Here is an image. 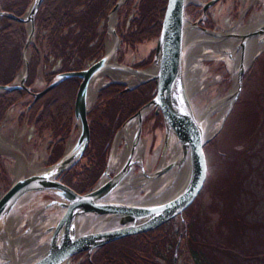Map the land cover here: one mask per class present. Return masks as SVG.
<instances>
[{"label":"trees","instance_id":"16d2710c","mask_svg":"<svg viewBox=\"0 0 264 264\" xmlns=\"http://www.w3.org/2000/svg\"><path fill=\"white\" fill-rule=\"evenodd\" d=\"M32 1L1 0L0 11L21 18ZM118 1L43 0L35 19V46L31 48L26 87L33 93L40 91L33 88L40 68L47 87L57 76L80 72L99 61L105 49L106 21ZM166 2L167 0H127L120 9L117 26L123 48L120 52V63L125 57V51L132 50L133 54H137L140 47L157 39ZM195 12L196 10L192 9L186 10L188 16L195 15ZM204 25L208 29L213 27L209 22ZM25 40L24 24L7 17L0 19L1 87L10 86L20 73L23 67L22 52ZM153 55L154 50L148 54L144 62L130 66L134 69H145L152 63ZM259 59L254 67L256 63H259ZM253 70L245 76L237 105L221 132L204 148L208 167L204 190L211 192L212 200H215L216 195L219 197L218 200L222 199V204H234L223 207L222 217L227 218L228 212L233 214V220L228 219L229 217L227 219L231 226H233L232 223L235 225L239 236L244 235L246 230L259 229L260 224L246 222L250 209L243 207H246L249 201L250 203L259 201L251 190L253 186L259 189L264 187V91L258 90L260 84L255 83L254 78L257 74ZM250 76L253 77L249 82ZM245 83L251 87L245 90ZM79 85L80 80L77 78L65 80L30 108L29 105L32 104L33 99L27 92H2L0 93V123L11 108L22 106L25 111L18 117V123L25 122L28 126L33 125L35 131L41 136L40 140H44L48 135L49 148H52L49 154V165H52L62 157L64 144L72 131L74 102ZM124 90V87L115 84L107 85L98 93L96 102L87 116L90 130L88 148L82 159L61 179L65 186L79 195L89 192L102 177L111 145L119 129L156 94L154 82L142 85L131 92ZM246 91L250 97L255 93L257 99L253 101V108H251L252 104L246 106L247 100L251 103L250 99L243 98ZM240 104L249 108L252 114L254 112L256 118L250 115L249 123L241 132H238L233 124L241 125L234 122ZM156 119L162 122L161 117ZM44 134L46 136H43ZM3 167L0 159V177L3 174ZM217 182L222 183V186H217ZM217 190L221 192L220 195ZM198 200L183 214L179 233L175 234L176 242L180 239L185 241L186 253L191 264H219L217 255L221 253L229 260L225 264H240L239 254L235 255L232 252V249L239 246V242L232 237H228L226 242L233 243L235 248L227 250L218 249L204 242L206 240H200L203 238V231L198 226V219L194 213ZM214 204H211V211H214ZM235 204H238L240 211L237 213L240 214L233 212L236 208ZM201 222L204 226L207 225L206 215ZM224 222L221 219L220 224ZM150 234L112 243L96 251L90 261L85 254L72 260L84 258L78 264H133L138 258V253H147L145 249L138 248L135 242L144 240ZM257 241H259L258 246L264 245V239L258 238L249 248L253 249L257 246ZM213 249L216 251H211ZM251 255L245 253L241 262L252 264V260H259L258 257L254 258Z\"/></svg>","mask_w":264,"mask_h":264},{"label":"water","instance_id":"95a60500","mask_svg":"<svg viewBox=\"0 0 264 264\" xmlns=\"http://www.w3.org/2000/svg\"><path fill=\"white\" fill-rule=\"evenodd\" d=\"M42 1L34 0L27 14L21 19L0 14V17L12 18L27 27V38L22 52L21 76L10 86H0V93L30 92L29 89L25 88V83L28 77L30 46L34 44V19ZM125 1L120 0L108 17L107 36L116 39L118 43L119 39L115 30H110V18L116 15ZM187 1L167 0L152 66L149 69L140 71L123 65H115L112 68L114 71L107 70L109 68H106V60L108 59L105 50V56L88 69L78 73L59 75L44 91L32 95L37 101L65 80L71 78L81 80L74 104V121L78 124L79 131L72 149L66 152L55 165L36 173L22 174L16 177L11 187L0 198V264H67L71 258L82 253H86L90 261L96 250L125 238L153 232L177 219L198 197L204 185L207 171L203 148L220 132L240 95L243 77L258 56H255L248 66L243 65L248 43L256 38L264 37V24L242 34H217L200 28L198 23L205 18L206 11L220 0H211L202 6V18L194 24L185 15ZM187 25L191 27L192 34L197 30L202 36L214 38L208 43H221L228 38H235L239 43L235 48H228L230 50L226 54L227 60L235 61V64L237 62L233 88L225 98L215 101L202 113L201 118L207 117L208 122H212V115L217 113L219 108L226 107L219 128L208 138L205 135V127L202 125L204 122H199L200 118L192 107L186 84L185 66L190 53L189 48L184 47L186 43H191L194 45L193 47L199 43L195 39L193 40V37L189 41ZM201 39L200 42H207L205 41L206 38ZM192 49L190 50L192 51ZM116 50L113 56H115ZM225 63L223 61L224 66ZM106 71L125 73L134 79V85L132 83L128 85L109 78L111 83L124 86L125 92L154 82L156 95L153 100L128 119L117 132L110 149L106 171L97 185L90 192L78 195L64 186L59 177L82 158L88 147L90 139L87 121L88 91L96 75H108ZM103 72L105 73L101 74ZM152 113L156 116L160 115L162 119L165 137L163 150L166 152L170 149L171 143L177 145L179 150L168 164L163 165L155 174L149 176L144 172L142 164L141 155L143 151L141 154L138 153V148L142 142L143 123ZM130 127L135 130L131 153L119 171H115L111 176L110 167L113 161L116 139L121 132L128 131ZM126 146L127 141L125 140L124 148ZM178 156L179 163L177 162L179 161V159L177 160ZM186 159L188 164L183 181L177 183L174 180V183H171L172 189L167 190L165 196L163 195L164 197H161L159 201L148 200L142 204H128L124 201L112 200L118 196L120 191L127 188L132 189L130 187L132 183L129 181L135 168H139L143 178L148 176L153 178L152 181H158L170 171H173L174 175H178L186 165ZM141 186L144 187L145 184L142 183ZM33 195L45 196L47 208H56L61 211V216L39 234L47 237L48 243H46L45 249L38 252L34 251L29 258L22 260V256H18L16 249L19 243L16 244L17 242L11 241L8 230L14 210L21 202ZM30 232H32L31 227L23 235Z\"/></svg>","mask_w":264,"mask_h":264},{"label":"rangeland","instance_id":"374dc122","mask_svg":"<svg viewBox=\"0 0 264 264\" xmlns=\"http://www.w3.org/2000/svg\"><path fill=\"white\" fill-rule=\"evenodd\" d=\"M207 1L208 0H189L187 1V6L190 9L195 10L196 7L200 8L205 5ZM237 5L238 6L236 7V4L233 2V0H226L224 3H219L217 7L211 8L209 10V21L213 22L215 26V28L212 29L213 32L223 35L242 34L252 24L253 19H258L259 16H263L261 23L264 22V0H239V4ZM247 9L248 13L245 14L244 12ZM189 21L191 20L189 19ZM117 22L115 24H117ZM201 35L195 33L192 34L193 40L195 39L199 43H197L190 52L189 62L190 60H192V62H196L197 68L196 71L191 72V74L189 72V75L187 77V86L191 98V104L196 113L200 111L203 112L215 101L225 98L233 88L235 74L231 69L232 62H230V67H228L227 65L229 60H227L228 58L226 54L229 53L230 49L228 48H235L239 44L237 39L235 38H228L221 43H206L203 41L200 42V40H202ZM109 40L112 41V38L110 37ZM254 40L263 41L264 37L256 38ZM155 47L156 40L146 44L145 46H143V48H139L137 54H133L132 50H127L125 51V57L123 58L121 64H127L126 66H128L138 62L142 63L147 58L148 54L155 49ZM104 50L107 51V48H105ZM122 50V45L116 50V54L114 56L115 65L120 62V52H122ZM208 51L212 54L211 56L205 57V53ZM226 51L228 52L226 53ZM263 55L264 52L259 57V63H256V67H254L255 65H252L253 67L246 73L247 75L252 69H254L253 72H256L257 74L254 78L255 83L260 84V86L258 87L259 91H264ZM223 61L226 62L225 66L223 65ZM257 64L259 65L257 66ZM151 66L152 64H150L147 68L141 70H147ZM112 75H116V77H118V74L99 76L95 83L92 84V90H95L97 94L108 84V82H110L109 78L115 79L114 77H112ZM252 77L253 76L248 77L249 82ZM122 79L124 81L122 83L129 85L131 82V77H123ZM254 79L252 80L254 81ZM249 82L247 83L250 84ZM34 86H36L38 90H41L44 87L43 78L39 74L36 77ZM250 87L251 86L246 84L245 90ZM248 95V91H246L243 96V98L245 97L246 99L251 100V103L249 100L246 101V106L248 107L252 104L251 108H253V101H255L257 98H255V93L252 97ZM93 104L94 102L90 104V109L92 108ZM240 105L237 108L234 122H238L243 126L233 124L234 129L238 132H241L244 129V126L249 123V120L251 119L250 115H253L254 117L256 115L254 112L252 114V112L249 111V108H247L246 106L242 104ZM19 116L20 110L18 107L5 115L4 119L0 123V137L7 143H14L19 148L20 154L25 157L27 172L24 174L35 173L37 171L48 168L49 154L50 150H52L47 147V143L49 141L48 135L46 136V134H44L43 136H46V138L44 140H40L41 136L35 131L33 125L28 126L25 123L18 124ZM218 116V112L212 115V121L216 120ZM219 125L220 122L218 121L214 126L215 132L219 128ZM78 131V124L73 121L72 131L67 138L66 143L64 144V154L68 151L69 146H72L74 144L78 136ZM141 138L142 142L140 148L143 151L141 159L144 171L148 175L155 174L159 170V168H161L163 165L168 164L172 160V157H174V155H170V153L172 149H174L175 144L171 143L170 149L166 150V152L163 150L165 139L164 130L161 120L154 118L153 114L146 118L142 129ZM123 149L124 142L120 146L119 150L122 151ZM5 150L6 149L4 148L2 150V148L0 147V157L2 158L4 165V167L2 168L3 174L2 177H0V198L2 197L3 193L13 184V181L16 177L13 173L15 161L11 157V154L7 152V150ZM114 172L115 171L111 172V176L114 174ZM172 173L173 171H170L166 173L163 178H160L158 180L157 186L154 187L156 194L158 192H162L167 187L169 188V190L172 189V182L166 185V178H168ZM216 173L217 172H215V174ZM134 174H140L139 168L135 169ZM174 176L176 177V175ZM216 184L217 186H222V183L220 182H217ZM137 190V196L132 201H124V203L140 204L144 201V198L147 197L151 192L150 190L142 186L138 187ZM251 190L256 199H259V201L256 203H250L249 201L250 204H246V207L243 208L250 209L246 222L249 224H260L258 230H246L244 235L239 236L237 229L234 227L235 225L232 223L233 226H231V223L228 221V219L233 220V214H229L228 212V219L226 218V216L224 218L222 217L224 213L222 212L223 207H229L234 204H222V199L218 200L219 197L216 195L214 196L215 200H212L210 195L211 192L204 189L201 192L199 200L195 206L194 213L196 214V218L198 219L197 224L203 231V238H201L200 240H206L204 242H206L207 244H212L213 247L216 246V248L218 249L227 250L229 248H235L233 243L230 244L226 242L228 237H232L236 242H239V246H237L236 249H232L233 251H230L235 253V255L239 254L240 264L242 263V256H244L245 253L252 254L251 256H254V258L258 257L259 260H252V264H264V245L258 246L259 241H257V246H255L253 249L249 248V246H251L253 242L256 241V239H264V187L263 189H259L253 186ZM134 191L131 190V192ZM218 193L220 195L221 192ZM157 195L158 196L155 200L159 201L162 195ZM116 199L117 196H115L112 200ZM46 200V197L43 195H33L21 202L14 210V213L11 216L10 224L13 221L16 223L13 225V228L11 227L12 224L10 225L8 236L10 237L12 242H17L16 244L19 243L17 248L18 256L25 255L26 253H33L37 250V248L43 247L46 245V243H48L46 235H39L37 233L32 234V232L23 235L29 229V223L33 221L35 217H40L41 219L46 221V223H48V226H50L61 216V211L57 210L56 208H47L48 204ZM213 203H215V208L214 211H211L210 208L211 204ZM235 205L236 208L235 210H233V212L235 214H240L237 213L240 211L239 206H237L238 204ZM204 215L207 216L206 226H204V224H202L201 222ZM221 219H223L225 222L220 224ZM180 224L181 219L178 218L175 221L171 222L170 225L168 224L169 226L166 225V227H162L160 230H158V232H152L144 240L140 239L139 241L135 242V245L138 248L145 249L147 253H138V258L135 259L133 264H171L172 260L173 264H191L186 253L185 241L183 239H180L179 242H176L175 240V234L176 232L177 234L179 233V226H181ZM19 237L20 239L16 240V238ZM175 243L176 248H174ZM211 251L216 250L213 249ZM217 256L219 264H225L226 261L229 262V260L222 253L218 254ZM83 259L84 258H82L81 260H72L69 262V264H78Z\"/></svg>","mask_w":264,"mask_h":264},{"label":"bare ground","instance_id":"6f19581e","mask_svg":"<svg viewBox=\"0 0 264 264\" xmlns=\"http://www.w3.org/2000/svg\"><path fill=\"white\" fill-rule=\"evenodd\" d=\"M262 17L263 16H259L258 19H253L252 24L250 25L251 28L248 30H251L252 28L256 27L255 26V25H257L256 23H258L259 19ZM115 23H116V16L114 15L110 18V30L111 31L114 29V26L116 25ZM187 30H188L187 32L189 34L188 38H190L189 41H191L192 40V31H191L192 29L189 25H187ZM194 32H195V34H200V33H198L197 30H195ZM201 38H206L207 42H211L210 40H214V38H211L209 36L205 37V36L201 35ZM193 46L194 45H191V43H186L184 48H189L188 51L190 53V51H191L190 49L194 48ZM117 48H118V42L116 39L113 38L112 41L108 40V42H107V59L108 60H106V63H107L106 68H109V69H107V70L114 71V69H112L115 66V61H114L113 55H114V51ZM263 50H264V40L263 41H261V40L250 41L248 43L247 51H246V54H245L243 62H242L243 65L245 67L248 66L253 61V58L255 56L259 55ZM205 54H206L205 57H208V56H211L212 53L208 51ZM236 57H238V55H236ZM189 58H190V54L188 55L187 65L185 66L186 77H188L189 72L191 74V72L196 71V68H197L196 62H192V60H190V62H189ZM230 62H232V65H231L232 72L235 74L236 69H237V62L235 64V61L233 62L232 60H229L227 63L228 67H230V64H231ZM110 71H106V72H108V74H118V77H116V75H112V77H114L115 80H118L121 82H124L122 79L123 77H130L128 74H125V73L123 74V73H119L117 71H116L117 73H115V72H110ZM104 73L105 72H103L101 74H104ZM98 78H99V75H96V77L93 79V82L95 83V81ZM133 82H135L134 79H131L130 83H133ZM95 99H96V91L92 90V87H90V89L88 91V96H87L88 105H90V103H93ZM225 109H226V107L219 108V110H218L219 116L216 120H213L212 122L211 121L208 122L207 117L201 118L203 112L200 111V112L196 113L198 115V118H200L199 122H202V121L204 122L202 125L205 127V135L207 138L214 134V132H215L214 126L217 124L218 121L219 122L221 121V118L224 114ZM134 135H135V130L133 127H130V129L128 131H123L118 135L116 142H115V146H114L113 161H112V165L110 167L111 172L112 171H119L120 167L127 160L128 156L131 153L132 147H133L132 144L134 143L133 142L134 141ZM125 140L127 141V146L122 151H120L119 148ZM73 146H74V144L72 146H69L67 152H69ZM0 147L2 148V150H3V148L6 149L7 152H9L11 154V157L14 159L15 165L13 167V173L16 177H18V175L21 176L22 174L27 172V164L25 162V157L22 154H20L19 148L14 143H7L6 141H4L0 137ZM178 150H179V147L177 145H175L174 149H172L170 155H176ZM138 151H139L138 153L141 154L142 150H141L140 146L138 148ZM178 159H179V156H178L177 160ZM177 162L179 163L180 159ZM185 164L186 165H184V167L181 169V172L178 175H176V177L172 173L168 178H166V185H168L170 182L174 183V180L177 181V183L183 181L184 175L186 173V166L188 164L187 159H186ZM133 173H134V171L132 172V174L130 176L131 180L129 181L130 183H132L130 185V187H132V189L127 188L126 190L120 191L116 200L132 201L137 196V192H138L137 188L140 187V185L142 183L145 184L144 188L151 191L148 194V196L145 198L146 201L155 200L156 197L158 196L157 194H159V196L162 195V198H163L165 196V192L167 190H169V188L167 187L162 192H160V193L158 192L156 194L154 187L157 186L158 181H152L153 178L148 177V176L146 178H142L143 177L142 175H134ZM133 182H136V183H133ZM131 190H133V191L135 190V191L131 192ZM154 196H155V198H154ZM15 223L16 222H14V221L11 223L12 228H13V225ZM29 224H30V227L32 229V234H36V233L41 234V231L46 226H48L47 225L48 223H46V221H44L43 219H41L38 216L35 217L33 219V221H31ZM37 247H38V245H37ZM45 247L46 246L37 248L36 252L44 250ZM17 248L18 247H16V249ZM31 255H32L31 253L30 254L26 253L25 255H22V260L29 258Z\"/></svg>","mask_w":264,"mask_h":264},{"label":"flooded vegetation","instance_id":"af4514ba","mask_svg":"<svg viewBox=\"0 0 264 264\" xmlns=\"http://www.w3.org/2000/svg\"><path fill=\"white\" fill-rule=\"evenodd\" d=\"M45 95H47V94H45ZM45 95H44V96H45ZM44 96H43V97H44ZM43 97H42V98H43ZM40 99H41V98H40ZM40 99H38V100L35 101L34 103L38 102ZM34 103H33V104H34ZM22 111H25V109H23Z\"/></svg>","mask_w":264,"mask_h":264}]
</instances>
